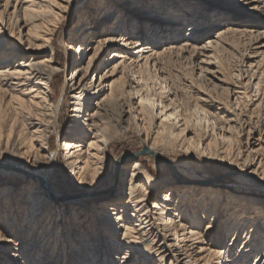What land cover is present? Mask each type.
I'll list each match as a JSON object with an SVG mask.
<instances>
[{
  "label": "bare ground",
  "instance_id": "1",
  "mask_svg": "<svg viewBox=\"0 0 264 264\" xmlns=\"http://www.w3.org/2000/svg\"><path fill=\"white\" fill-rule=\"evenodd\" d=\"M146 1L93 0L95 16L70 31L71 124L53 152L65 104L52 96L54 40L74 0H11L0 11V163L25 181L21 193L0 185V264H264V192L183 181L197 156L233 166L242 186H264V21L244 19L264 15V0ZM111 2L119 9L107 16ZM132 23L138 33L126 32ZM232 51L241 58L227 71ZM110 129L167 156L172 175L157 179L136 161L100 190ZM61 152L75 183L96 194L92 205L48 197Z\"/></svg>",
  "mask_w": 264,
  "mask_h": 264
},
{
  "label": "rangeland",
  "instance_id": "2",
  "mask_svg": "<svg viewBox=\"0 0 264 264\" xmlns=\"http://www.w3.org/2000/svg\"><path fill=\"white\" fill-rule=\"evenodd\" d=\"M6 2H11V0H0V11L5 6ZM93 0H74L73 2V9L70 14H67L65 19L63 20L60 27L57 29L55 40H54V46H55V59L57 62V67L59 70V74L55 77L53 82V99L55 102H62V100L65 102L62 112H61V119L58 125L59 134L54 135V137L51 140V147L50 150L53 152L54 150L61 148L62 142L66 138V133L68 131V127L71 124V109H72V92L70 89V82L69 78L73 71V63L71 62V58L66 51V44L69 41V38L74 33L72 32V29L74 26H76L78 23H80V16L85 15L88 19L93 18L95 16V13L92 9H89L90 5H92ZM139 6L141 9L143 8H149L151 6V3L143 2V0H139ZM111 9L107 16H113L116 14V10L118 8H114V3L111 2L110 4ZM121 6V5H120ZM115 10V11H114ZM104 15V13H103ZM255 16H248L244 17L245 20H247L246 26H251L255 22H262L264 21V15L262 14H253ZM91 16V17H90ZM0 17L3 18L1 15ZM93 20V19H92ZM89 21V20H88ZM89 24V23H88ZM187 24V23H186ZM134 24L132 23V26L126 30L127 33H138L139 30L136 27L134 28ZM187 26H182L180 31V37H178L177 40L182 39L187 35ZM97 27V26H96ZM95 28V27H94ZM264 28V26H262ZM144 31V40L148 39V35L145 34V29H142ZM71 31V32H70ZM124 33V32H122ZM161 40V39H160ZM176 40L175 38L169 39V40H163L161 43H152L154 44L153 47L156 49H162V47L167 44L166 42ZM177 40L174 43H178ZM147 43V42H146ZM82 45L80 44L77 52L81 51ZM116 49H111L105 54L104 58L111 57V52ZM76 52V54H77ZM241 55L238 54L237 51L228 52V54L222 55L223 64L225 65V68L227 71H231L236 68V65L239 63V59ZM229 69V70H228ZM171 72L173 76L177 75H184L188 76L187 70L185 69H172ZM174 79L176 77H173ZM95 77L92 75L91 82H93ZM85 113L80 114L81 121H83V118L85 117ZM112 132V145L110 149V155H109V163H108V173H109V179L106 180V182L102 185L100 190L107 187L111 181L113 180V176L116 175L115 173L119 171V166L127 165L128 169L129 166L139 161L141 163L145 164V168L150 172L152 176H154L157 179L165 178L169 175H172L173 170L171 168V165L169 164V161L167 160V156L164 157H154L150 156L149 154L145 153V148L143 147L142 140L139 136H137L134 133H124L119 138L115 134L116 132L114 129H110ZM114 131V132H113ZM58 135V136H57ZM154 157V158H153ZM187 168L186 170L189 171L188 175H185L183 178L184 182L189 181V175L191 176H200L199 178L203 180L204 182L208 183H220L224 185V189L228 186L235 187V188H246L254 192L255 194H260L264 192V186L256 185V186H242L237 182L235 179L237 175V169L233 166L227 164V163H220V162H212V161H206L202 158H199L197 156H187ZM166 159V160H165ZM119 160H122L123 163L120 165ZM64 157L63 153L61 152L58 161L56 162L54 168L52 171L48 172V188L45 186V189L47 191L48 197L51 199L57 198L58 200H63L66 202H77L82 206H89L92 205V198L96 196V194L89 195V189L79 186L75 183L73 176L69 173L67 168L64 164ZM0 165L4 166V164L0 163ZM191 165V166H190ZM27 167L25 164H23L21 167L15 166V169H18L21 171V168ZM30 169H34V167H28ZM5 170H7V167H0V185L1 186H7L10 188H17L21 193L22 190H24L25 187V181L22 176L16 173L15 170H12V172L6 173ZM23 170V169H22ZM14 171V172H13ZM50 173V174H49ZM165 189H162L159 191L154 197V200L158 198V196L161 195V192ZM99 191V190H98ZM232 195L230 192H224V199L223 202L226 203L228 196ZM153 200V201H154ZM237 208V207H236ZM207 222V220H206ZM3 223L2 220H0V229H3L4 226L1 225ZM225 239V238H224ZM243 239H240L239 242L236 244V248L234 251V254L237 253V251L240 249L243 243ZM229 243V239L224 240V249H226L227 244ZM7 255L10 256L9 253ZM15 261V260H14ZM25 262V261H24ZM246 261L244 260L241 264H246ZM17 264V262H16ZM19 264V263H18ZM155 264V263H154ZM249 264H253V262H250Z\"/></svg>",
  "mask_w": 264,
  "mask_h": 264
},
{
  "label": "water",
  "instance_id": "3",
  "mask_svg": "<svg viewBox=\"0 0 264 264\" xmlns=\"http://www.w3.org/2000/svg\"><path fill=\"white\" fill-rule=\"evenodd\" d=\"M145 153H147V154H148V151H147L146 149H145ZM0 167H2V168H3L4 166L0 165Z\"/></svg>",
  "mask_w": 264,
  "mask_h": 264
}]
</instances>
